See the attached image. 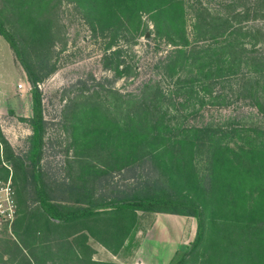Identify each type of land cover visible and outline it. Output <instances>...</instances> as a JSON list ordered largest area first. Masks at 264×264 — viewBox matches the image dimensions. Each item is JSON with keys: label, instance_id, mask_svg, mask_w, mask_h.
Wrapping results in <instances>:
<instances>
[{"label": "rangeland", "instance_id": "rangeland-1", "mask_svg": "<svg viewBox=\"0 0 264 264\" xmlns=\"http://www.w3.org/2000/svg\"><path fill=\"white\" fill-rule=\"evenodd\" d=\"M231 1L183 0L186 32L192 45L214 46L225 39L216 41L196 26L201 17L207 16L205 11L211 16L233 14ZM255 1L241 0L237 10L253 7ZM244 16L247 17L241 23L244 30L239 39L246 52L240 73L230 80L208 82L213 86L206 94L202 90L205 83L199 79L189 102L171 109L167 119H171L174 140H186L196 144V148L193 155L176 153L170 159L166 154L159 159V168L153 164L155 160L142 155L148 153L149 147L143 146L140 154L135 152L137 142L131 137V119L139 114L137 120L145 116L133 108L145 96L146 89L160 85L167 94L176 89L178 79L170 80L161 66L181 47L159 37L147 14L143 15L146 30L135 40L120 36L111 41V35L90 25L75 0H0V17L22 41L26 40L32 64L44 78L38 84L46 121L38 170L54 202L62 208L87 207L90 202L160 196L164 189L157 180L167 170L168 179L163 175V180L173 197L205 203L206 239L200 255L190 256L186 264H207L211 258L207 248L214 236V211L220 218V227L222 222L242 225L260 206L257 194L250 196L252 191L242 186H232L224 180L212 188L209 148L198 141L194 130L219 129L223 131L219 137L225 132L224 143L240 152L241 148H250L244 142V133L264 130V111L256 103L257 97L264 108V66L254 69L247 57L261 56L264 65V40L257 35L259 28L264 30V18L256 20L254 13ZM19 64L23 80L12 101L4 103L0 112V136L6 142L0 149V181L12 184L16 204L14 219L0 227V264H141L140 258L151 260L150 256L158 252L160 258L167 257L172 246L165 248L164 230L170 226V216L176 215L171 213L129 211L122 217L116 211L103 210L95 219L62 228L41 221L33 223V229H26L25 209L39 213V197L29 155L33 90L19 89L20 84L29 86L32 82ZM8 69V63L0 68V81L8 76ZM88 95H94V102L103 112L67 110L68 105L83 101ZM177 101L182 103L184 99ZM188 160H193V170L186 168L183 172L176 168ZM164 164H168L167 168ZM252 198L256 200L255 207ZM176 216L181 219V237L171 229L169 241L181 240L182 246H187L177 251L173 264L189 251L197 234L195 218ZM226 262L250 261L240 258L237 263Z\"/></svg>", "mask_w": 264, "mask_h": 264}, {"label": "trees", "instance_id": "trees-1", "mask_svg": "<svg viewBox=\"0 0 264 264\" xmlns=\"http://www.w3.org/2000/svg\"><path fill=\"white\" fill-rule=\"evenodd\" d=\"M75 1L90 25L94 29L99 28L103 33L111 35V41H115L114 39H118L120 36L135 40L146 30L143 27V15L147 14L150 15L155 25L156 34L159 37H164L169 43L181 47L175 50L161 66L170 80L178 79L175 83L176 89L172 90L170 94H167L160 85L146 89L145 96L137 101L133 108L137 113L144 112L145 116L140 120H137L141 117L140 114L136 118L132 116L131 137L137 142L135 152L140 154L143 151V146L149 147L148 153H142V155L155 160L153 164H156L159 168H162L161 163H158L160 162L159 159H163L166 154L170 159H173L176 153L180 155L182 152H190L193 155L196 144L187 143L186 140H174L175 135H172L171 119H167V116L171 109L177 108V105L181 106V104L189 102L199 79L200 82L205 83L202 90L206 94V91H209L210 87L213 86L208 85V82L216 79L230 80L240 73L246 52L239 39L241 32L244 30L241 23L243 18L247 17L244 15L249 16L252 13H254L256 20L264 18V0H256L253 7L243 8V11L240 12L237 9L241 0H232L229 7L233 9V14L226 13L225 15L211 16L205 11L207 16L203 15L205 18L201 17L197 23L196 28L198 31L211 34L210 37L216 41L225 37V39L219 40L216 45L208 47H200L198 44L192 45L189 41L186 32V12L183 0ZM258 32L259 39L264 40V30L259 28ZM0 36L10 44L33 85V118L31 119L33 134L30 137L29 155L34 168L33 182L39 197V213H28L27 208L25 209L26 229L28 231L33 229V223L39 224L41 221L62 228L63 226L95 219L103 210L116 211L122 217L129 211L178 214L196 219L197 234L191 245L192 247L176 264H186L190 256L200 255V249L207 235L206 212L203 208L205 203L202 202L203 200L194 201L173 197L172 190L168 189L163 180V175L167 176L169 172L167 170L157 180L162 186L161 190L164 189V193L160 196L120 198L100 204L90 202L87 207L62 208L54 202L47 191L42 174L38 170L46 130L43 94L38 84L44 78L36 72L32 64L26 40L22 41V38L16 35L1 17ZM205 38L207 39V37ZM205 38L201 37L200 39L205 40ZM253 52L257 53L256 51ZM247 57L254 69L264 66L261 56L247 55ZM53 71L54 69L48 74H52ZM181 74L183 79H180ZM256 95L254 94V97ZM177 98H183L184 102H176ZM93 99L94 95H88L83 101L77 102L76 100L75 103L68 105L67 110L69 112H86L85 114L103 112L99 103H95ZM256 100L259 109L264 111L260 103L261 100L257 97ZM152 115L153 117H149ZM194 130L198 141L208 145L209 148L212 179H214L212 188H216L220 185V182L227 181L232 186H242L244 190L252 191L250 196L257 194L256 198L260 199L258 210H252L249 219L246 222L243 221L244 224L222 222L221 227L225 228L226 231H223L220 227V218L217 217V213L214 211L215 216H213V222L211 223L214 236H211L207 248L209 257H211L207 260V264H228L226 261L229 260L237 263L240 258L248 259L250 262H247V264H264V130L256 129L253 133H244L246 135L243 138L246 140L244 142L250 148L248 150L241 148L242 152L235 151L228 144H225L222 138L225 132L219 137V133L223 132L219 129ZM117 139H120V137L118 136ZM173 143H176L177 147L172 146ZM2 144L6 145V142L0 136V149ZM167 166L168 164L165 165V168ZM177 167L181 171L184 170L183 172L186 168L193 170V160H188L183 165L177 164ZM165 179H168V176ZM251 201L253 207H255V198H252ZM240 206L241 204H239Z\"/></svg>", "mask_w": 264, "mask_h": 264}, {"label": "crops", "instance_id": "crops-1", "mask_svg": "<svg viewBox=\"0 0 264 264\" xmlns=\"http://www.w3.org/2000/svg\"><path fill=\"white\" fill-rule=\"evenodd\" d=\"M4 41L6 40L0 36V68L3 66V64L8 63L9 72L8 76L0 81V112L3 108L4 103L12 101L16 91L18 90L17 87L19 82L23 80L22 67L20 66L19 61L10 44L7 41L5 43ZM169 221L170 226L167 228V230H164L165 241L163 243L165 245V248L172 246L170 254L167 257L160 258L161 254L160 252H158V255L152 254L150 256L152 257L150 258L151 260H144V258H140L141 264H173L177 256V251L186 248L187 245L184 244L185 246H182L181 240L176 242L173 239L174 237L171 238L173 240L169 241L171 234L175 231H177V234L179 233L181 237V219H179L176 215H172L170 216ZM171 229L173 230V232L171 231Z\"/></svg>", "mask_w": 264, "mask_h": 264}, {"label": "built area", "instance_id": "built-area-1", "mask_svg": "<svg viewBox=\"0 0 264 264\" xmlns=\"http://www.w3.org/2000/svg\"><path fill=\"white\" fill-rule=\"evenodd\" d=\"M23 91H32L33 86L19 85ZM12 184L10 182L0 181V227L12 221L16 213V204L13 197Z\"/></svg>", "mask_w": 264, "mask_h": 264}]
</instances>
